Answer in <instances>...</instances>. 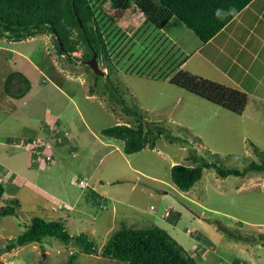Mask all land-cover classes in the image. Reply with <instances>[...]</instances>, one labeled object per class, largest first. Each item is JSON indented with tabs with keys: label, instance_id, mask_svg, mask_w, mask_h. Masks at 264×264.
<instances>
[{
	"label": "rangeland",
	"instance_id": "rangeland-1",
	"mask_svg": "<svg viewBox=\"0 0 264 264\" xmlns=\"http://www.w3.org/2000/svg\"><path fill=\"white\" fill-rule=\"evenodd\" d=\"M100 1L92 0L98 13L104 9ZM105 13L106 8L101 16ZM119 14L106 36L112 70L100 60L99 79L79 60L81 49L69 60L58 53L50 33L22 41L0 37V181L3 203L14 198L21 203L15 215L0 218V264H67L76 252L77 264L118 262L101 248L89 254L56 237L4 250L36 216L68 219L71 233L92 235L97 211L113 205L116 229L158 225L201 264H264V172L223 178L206 168L189 191L171 178L172 162L196 165L192 154L239 169L258 161L254 148L264 151V101L250 92L249 82L248 103L239 114L180 87L171 80L183 70L245 89L226 75L231 69L214 47L199 49L204 42L179 18L160 28L145 21L139 8ZM14 71L31 81L21 98L18 89L25 84L19 77L6 86ZM124 107L175 138L163 134L154 149L125 153L123 141L101 132L137 124ZM119 178L125 180L118 184ZM103 190L114 202L104 199ZM80 217L89 220L85 226ZM108 238L100 232L92 239L102 245Z\"/></svg>",
	"mask_w": 264,
	"mask_h": 264
},
{
	"label": "trees",
	"instance_id": "trees-1",
	"mask_svg": "<svg viewBox=\"0 0 264 264\" xmlns=\"http://www.w3.org/2000/svg\"><path fill=\"white\" fill-rule=\"evenodd\" d=\"M251 1L111 0L108 4L107 0H102L101 7L107 9L105 17H102L104 9L98 13L92 0H0V37L11 41H22L38 34L50 33L54 37L58 53L66 55L69 60L75 59L73 53L81 49L82 56L79 60L86 63L96 52L98 62L100 60L107 62L112 70V59H110L106 36L108 37V29L111 28L108 23L116 24V13H120L118 17H122L123 11L131 7L139 8L146 15L145 21H150L160 28L165 27L172 18L177 17L194 31L202 42L207 43L216 37ZM87 67L90 66L87 64ZM93 73L96 79L101 77L94 71ZM14 77H19L25 84L18 89L17 97L21 98L31 90V81L25 74L14 71L8 76L6 86L12 83ZM171 81L212 103L239 114L244 112L248 103L247 93L223 86L199 74L180 70ZM106 88L109 90L108 85ZM7 89L9 90L8 87ZM116 92L119 93V90ZM123 111L130 116H135L137 124L119 123L103 128L102 134L123 141V148L127 154L140 152L145 147L154 149L157 140L166 131L159 125L155 127L156 129L153 128L144 121V115L135 109L124 107ZM166 136L175 138L170 133ZM254 152L258 161L248 162L243 169L227 167L217 161L210 162L204 157L192 154L190 159H193L196 165L179 163L173 165L171 178L180 190L189 191L203 177L206 168H215L217 174L223 178L230 175L245 177L251 171L264 172V151L254 148ZM4 194L5 186L0 181V218L15 215L17 209L21 207L20 200L17 198L3 203ZM65 222H68V219L63 221L33 217L28 224H25L26 229L7 243L4 250L12 251L17 246L33 242L43 243L46 237H56L65 244L75 245L89 254L96 253L98 248H101L103 256L118 260L111 264H201L166 229L158 225L138 228L123 224L120 229L109 235L104 245H98L92 239L93 236L87 232L71 233ZM245 239L247 240L242 236H236V240L245 241ZM260 240L264 244L263 234ZM77 256L78 252L73 253L67 260V264H77Z\"/></svg>",
	"mask_w": 264,
	"mask_h": 264
},
{
	"label": "crops",
	"instance_id": "crops-1",
	"mask_svg": "<svg viewBox=\"0 0 264 264\" xmlns=\"http://www.w3.org/2000/svg\"><path fill=\"white\" fill-rule=\"evenodd\" d=\"M207 47H210L208 50L214 47L216 54L226 60L231 69L230 72L224 70L226 75L232 77L238 85L245 87L243 89L245 93H248V83L251 82L250 92H253L260 101H264V95L258 96L255 93H264V0H252L216 37L204 43L199 49L203 50ZM171 165L175 163L172 162ZM119 180L125 179H117L118 184ZM107 192L103 190L104 199L110 198V203L114 202ZM116 210L117 208L113 205L112 210L103 206L100 213L97 211L96 216L93 217L94 220H91L94 222L91 226L92 231L95 232L90 235L97 236L102 232L103 237L106 238L112 231L118 230L116 229L118 222H115ZM103 213L106 214L103 215ZM172 213L169 212L167 217L171 218ZM87 221L89 220L80 217L79 223L84 225L83 223ZM132 226H135V223ZM102 242L104 245L106 240Z\"/></svg>",
	"mask_w": 264,
	"mask_h": 264
},
{
	"label": "water",
	"instance_id": "water-1",
	"mask_svg": "<svg viewBox=\"0 0 264 264\" xmlns=\"http://www.w3.org/2000/svg\"><path fill=\"white\" fill-rule=\"evenodd\" d=\"M61 47L63 48L62 42L59 40ZM91 69H93V71L99 75V76H103L104 75V71L102 68H100L99 66V62H98V55L96 52H94L93 56L86 62Z\"/></svg>",
	"mask_w": 264,
	"mask_h": 264
},
{
	"label": "clouds",
	"instance_id": "clouds-1",
	"mask_svg": "<svg viewBox=\"0 0 264 264\" xmlns=\"http://www.w3.org/2000/svg\"><path fill=\"white\" fill-rule=\"evenodd\" d=\"M81 182H83V183H81ZM80 184L81 185H86V182L84 180H82V181H80Z\"/></svg>",
	"mask_w": 264,
	"mask_h": 264
},
{
	"label": "built area",
	"instance_id": "built-area-1",
	"mask_svg": "<svg viewBox=\"0 0 264 264\" xmlns=\"http://www.w3.org/2000/svg\"><path fill=\"white\" fill-rule=\"evenodd\" d=\"M81 183H83V182H81Z\"/></svg>",
	"mask_w": 264,
	"mask_h": 264
}]
</instances>
